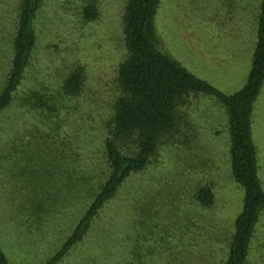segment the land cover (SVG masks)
<instances>
[{"label":"rangeland","instance_id":"obj_1","mask_svg":"<svg viewBox=\"0 0 264 264\" xmlns=\"http://www.w3.org/2000/svg\"><path fill=\"white\" fill-rule=\"evenodd\" d=\"M93 0H43L38 43L16 100L0 114V245L8 264H43L72 232L103 170L106 119L121 94L127 0H94L98 18L82 19ZM21 0H0V88L12 57ZM261 0H161L160 47L227 94L246 83L257 42ZM83 88L65 99L63 127L20 107L23 92H58L77 66ZM253 140L264 189V84L254 103ZM212 206L196 199L200 186ZM244 191L231 176L228 117L220 102L194 94L178 106L172 134L104 207L82 244L60 264H218ZM249 264H264V215Z\"/></svg>","mask_w":264,"mask_h":264},{"label":"trees","instance_id":"obj_2","mask_svg":"<svg viewBox=\"0 0 264 264\" xmlns=\"http://www.w3.org/2000/svg\"><path fill=\"white\" fill-rule=\"evenodd\" d=\"M161 0H127L123 13L126 59L118 71L121 94L114 100L106 119L103 139V170L97 176L88 200L72 232L43 264H60L92 230L104 207L117 195L133 174L146 169L159 153L162 138L172 134L177 124L178 106L194 94L213 97L225 108L230 136V166L233 180L244 191L242 210L235 216L226 248L218 264H249L258 225L264 215V189L259 176V160L252 133V114L264 84V0L257 15V42L245 85L232 94L224 93L207 80L189 71L161 49L155 17ZM43 0H21L12 57L0 88V114L16 100L32 64L38 43V16ZM99 9L95 1L82 10L85 23L95 21ZM85 68L75 67L64 79L58 92L31 89L23 92L20 107L55 121L58 132L63 127V113L69 107L65 99L80 94ZM26 110V111H27ZM196 199L203 207L212 206L215 193L202 185ZM0 264L8 259L0 245Z\"/></svg>","mask_w":264,"mask_h":264}]
</instances>
